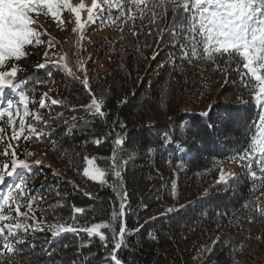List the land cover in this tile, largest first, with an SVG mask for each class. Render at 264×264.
<instances>
[{
    "label": "trees",
    "instance_id": "16d2710c",
    "mask_svg": "<svg viewBox=\"0 0 264 264\" xmlns=\"http://www.w3.org/2000/svg\"><path fill=\"white\" fill-rule=\"evenodd\" d=\"M63 16L74 21L66 10ZM39 18L57 26L51 17L40 15L33 27L40 29ZM144 24L147 33L151 25L147 20ZM95 25L119 31V38L111 37L98 49L92 47L84 30L78 44L79 34L73 32V24L66 23L64 28H69L70 34L53 49L58 55L68 54L75 76L52 63L38 68L45 62L44 45L28 46L29 55L16 62L22 69L17 79L26 77L29 82L26 88L34 101L29 108L39 111L48 123L37 125L39 139L32 134L28 140L21 137L17 141L10 139L12 132L5 117L0 121L4 128L0 135L5 138L0 146L11 143L19 151L18 159L31 166L18 171L24 173L27 187L33 190L29 195L37 197L33 205L38 209L36 217L45 225L73 224V216L79 226L108 222L126 192L128 247L117 253L125 264H264V215L255 211V203L249 209L241 207L256 197L264 206V183L251 191L252 181L241 175L244 169L229 159L246 145L250 121L256 116L239 73L229 70L225 75L200 60L181 61L167 33L158 49L155 35L134 37L127 27L121 32L110 24ZM161 27L167 25L162 23ZM134 30L141 31L139 21ZM41 39L47 40L44 36ZM34 48L38 50L34 52ZM157 51L159 55L153 60ZM36 54L42 62L36 60ZM80 59L93 93L105 98V117H93L84 108L90 104L91 94L76 67ZM6 92L5 99L17 98ZM45 93L46 107L40 108ZM51 99L62 103L52 105ZM242 99L249 103H241ZM203 112L208 115L202 116ZM117 135L125 140L117 158L127 161L119 179L111 175ZM97 137H106L99 146L93 142ZM166 139L172 142L166 143ZM31 143L45 146L56 165L37 159L29 148ZM3 150L1 171L3 163L10 164L11 159L2 155ZM85 157H94L97 166L109 173L107 184L83 175ZM37 160L38 165L34 163ZM228 163H234L236 171L227 175L223 168ZM221 170L226 174L223 181ZM234 176L240 178H231ZM110 185H115V190ZM7 190L6 185H0V195ZM75 207L84 212L74 213ZM25 239L26 245L34 247L21 246L23 251L14 256L12 264H113L106 259L112 240L105 247L98 237L90 238L84 231L54 238L45 227Z\"/></svg>",
    "mask_w": 264,
    "mask_h": 264
},
{
    "label": "snow or ice",
    "instance_id": "6c2138e0",
    "mask_svg": "<svg viewBox=\"0 0 264 264\" xmlns=\"http://www.w3.org/2000/svg\"><path fill=\"white\" fill-rule=\"evenodd\" d=\"M65 10L74 15L75 27L72 30L79 34L78 44L84 38L85 28L98 22L100 25L110 24L119 27L121 32L127 27L134 37L155 35L159 38L158 49L167 33L173 47L178 48L181 61L191 63L193 60H200L208 64L213 71L220 70L225 75L229 70L237 71L241 86L251 97L256 116L250 121L246 145L229 159L244 169L241 175L252 181L251 191H255L264 183V0H91L90 6H86L83 0L76 5L70 0H0V121L7 118L6 123L12 132L11 140L18 141L21 137L28 140L32 134L39 139L41 134L37 132V125L43 122L47 126L48 123L39 111L34 112L29 108L34 101L28 95L27 78L17 79V73L22 69L16 62L29 55L28 46L44 45L46 48L43 54L45 62L40 63L38 68H44L48 63H52L62 67L70 76H75L68 63V54L58 55L53 51L57 41L51 38L46 29L33 27L36 17L43 15L51 17L63 30L66 23H73L63 16ZM82 13H86V16L82 17ZM145 20L151 25L147 33L143 31L147 27L144 24ZM137 21L141 28L139 32L134 30ZM162 23L167 27H161ZM42 36H48L49 39L43 40ZM157 55L159 51L152 59L155 60ZM76 67L83 74V86L91 94L90 104L84 106L85 110L93 117H105V98H97L90 88L84 61L77 60ZM6 90L11 91L17 98L5 99ZM46 99L47 93L39 102L40 108L46 107ZM61 103L62 101L51 99L52 105ZM241 103L248 104L249 101L242 99ZM201 115L207 116L208 112ZM27 117H31L32 121L27 122ZM120 127L123 128L124 125L121 124ZM2 133L4 128L0 127V134ZM105 138L97 137L93 142L99 146ZM4 139V136L0 135V142H4ZM165 142L172 141L166 139ZM114 143L116 148L112 153L111 175L119 179L122 174L121 167L126 165L127 161L117 158V150H122L125 140L117 135ZM2 155L11 157L10 164L3 163L2 168L5 172L0 174V185H6L8 189L0 195V260L3 264H12L14 256L22 253L21 246L26 245L25 238L28 234L43 232L45 227L54 238L62 233L84 231L90 238L98 237L105 247L111 239L112 251L106 259H110L113 264H125L118 258L117 253L122 247H128L125 243L128 230L124 221L126 192L121 194L119 207L113 209L108 222L79 226L75 223L76 217L73 216V224L65 222L45 225L43 219H38L35 215L38 209L33 205L37 197L29 195L33 190L27 187L24 173L18 171L29 170L31 166L25 160L18 159L15 146L11 143L7 144ZM85 162L86 167L83 169L85 177L101 185L108 183L106 176L109 173L97 166L94 157H85ZM34 163L38 165L40 161ZM225 175L221 170V181L225 179ZM9 179L11 183L8 182ZM110 186L115 190V185ZM87 195L91 198L90 193ZM253 203L255 211L264 215L260 197H256L255 201H245L241 207L249 209ZM22 208L25 210L21 211ZM83 212V208H74V213ZM29 220L32 223H29ZM5 221L10 222L4 223ZM249 222H252L251 218ZM103 230H107V234ZM26 246L34 247V244L29 243Z\"/></svg>",
    "mask_w": 264,
    "mask_h": 264
},
{
    "label": "rangeland",
    "instance_id": "374dc122",
    "mask_svg": "<svg viewBox=\"0 0 264 264\" xmlns=\"http://www.w3.org/2000/svg\"><path fill=\"white\" fill-rule=\"evenodd\" d=\"M70 2L73 5H76V4L80 3L81 0H70ZM83 2L86 4V6L91 5V0H83ZM72 16L74 18L73 14H72ZM82 16H83V13H82ZM71 24H73V27H75L74 21H73V23H70V25ZM92 25H94V24H90L85 29V35L87 36L88 39H90V41L92 43V47L95 46V48L99 49L111 37H114L115 39L119 38V31H117V30L108 29L106 27H99L97 25H95V26H92ZM37 26L42 30L46 29L48 31V33H50L51 38L54 39L55 41H63L62 38L64 39L65 37H67L71 31L67 27L66 28L63 27V30H61V28L56 26L54 23H52L50 21H44L41 18H39L37 20ZM44 37H46V39H49L48 36H44ZM95 48H91V51H93ZM37 50H38V48L33 49L34 52ZM35 57H36V60H39V62L43 61L42 57L39 54H36ZM149 66H150V63H149ZM146 73H149V72H146ZM6 139H8V137ZM5 147L6 146H0V149H4ZM29 148H31V151H34V153L37 154L36 157L40 161H43L44 163H47V164L56 165L55 160L47 152L45 146H43V145L35 146L33 143H31ZM18 152L19 151L17 150V153ZM223 169H225L226 174L228 175V174L236 171V165L234 163H228L224 166ZM3 170L2 171L0 170V174L3 173Z\"/></svg>",
    "mask_w": 264,
    "mask_h": 264
}]
</instances>
